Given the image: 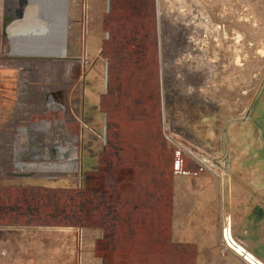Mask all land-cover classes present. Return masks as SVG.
Segmentation results:
<instances>
[{
	"label": "rangeland",
	"instance_id": "1",
	"mask_svg": "<svg viewBox=\"0 0 264 264\" xmlns=\"http://www.w3.org/2000/svg\"><path fill=\"white\" fill-rule=\"evenodd\" d=\"M17 57L39 58L31 91L53 111L17 123L9 159L0 144V264H163L134 253L176 145L264 181V0H0V138ZM227 218L197 264H248L222 252Z\"/></svg>",
	"mask_w": 264,
	"mask_h": 264
},
{
	"label": "crops",
	"instance_id": "2",
	"mask_svg": "<svg viewBox=\"0 0 264 264\" xmlns=\"http://www.w3.org/2000/svg\"><path fill=\"white\" fill-rule=\"evenodd\" d=\"M229 167L222 179L212 175L198 178H175L171 191L161 186L152 187L151 206L158 208L157 216L148 218L141 243L135 244L134 255L163 258H218V246L221 241L220 218H231L232 228L238 236L244 238L255 255L264 258V190L263 173L253 167ZM117 233L111 236L110 251L112 258L122 259L128 253L130 240ZM234 235V233H233ZM258 258V257H257ZM259 259V258H258ZM262 259V258H261ZM119 261V260H117ZM225 261L234 262L230 257ZM177 264V263H173Z\"/></svg>",
	"mask_w": 264,
	"mask_h": 264
},
{
	"label": "built area",
	"instance_id": "3",
	"mask_svg": "<svg viewBox=\"0 0 264 264\" xmlns=\"http://www.w3.org/2000/svg\"><path fill=\"white\" fill-rule=\"evenodd\" d=\"M30 59H39L32 57H21L14 58L18 61V80H17V107L14 113L11 115L8 124L5 126V130L1 133L0 144L2 145V156H12L13 144L16 142V125L18 122L30 119L36 115H41L42 113H51L53 110L48 109L49 102L51 100V95L48 102H44L43 97L41 98L35 93H32L31 88L33 87V81L28 69H35L38 65L32 63ZM37 61V60H36ZM20 62H25L29 66L27 68H22ZM39 98H37V96ZM44 106V107H43ZM40 108V109H39ZM18 129V128H17ZM3 158V157H2ZM7 159V158H4ZM228 161H220L219 158L212 155L199 152L192 148H184L180 145L175 146L174 150V160L172 165V175L174 178H198L202 175H212L218 179H222L225 173L229 169ZM226 226V224H225ZM225 227L223 229V249L222 252L227 254L232 251L224 241ZM234 236V235H233ZM235 238V237H234ZM237 243L249 251L244 239H236ZM234 252V251H232ZM250 252V251H249ZM235 253V252H234ZM237 254V253H236ZM238 255V254H237ZM241 257V256H240ZM243 258V257H241ZM244 259V258H243ZM245 261V260H244ZM246 262V261H245Z\"/></svg>",
	"mask_w": 264,
	"mask_h": 264
},
{
	"label": "bare ground",
	"instance_id": "4",
	"mask_svg": "<svg viewBox=\"0 0 264 264\" xmlns=\"http://www.w3.org/2000/svg\"><path fill=\"white\" fill-rule=\"evenodd\" d=\"M27 66V65H26ZM69 66V64H68ZM72 66V65H71ZM224 241L226 245L239 256L243 257L248 264H264L260 259H258L254 254L246 250L244 247L240 246L233 236V228L231 218L226 219L225 226V236Z\"/></svg>",
	"mask_w": 264,
	"mask_h": 264
},
{
	"label": "water",
	"instance_id": "5",
	"mask_svg": "<svg viewBox=\"0 0 264 264\" xmlns=\"http://www.w3.org/2000/svg\"><path fill=\"white\" fill-rule=\"evenodd\" d=\"M10 10L12 11L13 9H11L10 8ZM63 17H64V25H65V28H66V30H67V21H66V19H67V11H66V13H63Z\"/></svg>",
	"mask_w": 264,
	"mask_h": 264
}]
</instances>
